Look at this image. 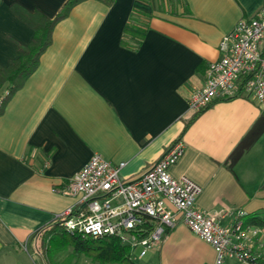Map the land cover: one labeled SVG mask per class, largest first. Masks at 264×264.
I'll list each match as a JSON object with an SVG mask.
<instances>
[{"label": "crops", "instance_id": "crops-1", "mask_svg": "<svg viewBox=\"0 0 264 264\" xmlns=\"http://www.w3.org/2000/svg\"><path fill=\"white\" fill-rule=\"evenodd\" d=\"M63 2L0 0L1 66L33 36L14 8L52 18ZM263 3L85 0L73 6L0 114V264H44L36 232L75 204L66 185L94 153L124 162L120 176L134 179L180 140L184 151L170 173L201 186L199 209L264 217V105L239 95L199 113L188 106L207 64L221 56L222 35L239 19L255 17ZM128 25L145 26L137 47L122 43ZM258 228L249 246L264 260V227ZM147 254L145 264L216 259L213 247L182 223ZM222 264L243 263L226 258Z\"/></svg>", "mask_w": 264, "mask_h": 264}, {"label": "built area", "instance_id": "built-area-1", "mask_svg": "<svg viewBox=\"0 0 264 264\" xmlns=\"http://www.w3.org/2000/svg\"><path fill=\"white\" fill-rule=\"evenodd\" d=\"M218 48L221 56L207 64L203 85L188 98L189 109L198 112L216 100L239 95L264 105V3L255 17L239 19L222 35ZM183 151V143L174 141L134 179L120 176L124 162L113 164L94 153L66 185L77 200L59 215L61 224L71 233L115 236L131 255L137 250L142 258L182 223L213 247L214 264L226 258L260 264L249 246L259 228L244 223L245 212L202 211L196 205L201 186L186 175H171L170 167ZM225 217L230 221L224 223Z\"/></svg>", "mask_w": 264, "mask_h": 264}, {"label": "trees", "instance_id": "trees-1", "mask_svg": "<svg viewBox=\"0 0 264 264\" xmlns=\"http://www.w3.org/2000/svg\"><path fill=\"white\" fill-rule=\"evenodd\" d=\"M82 1L85 0H64L52 18L38 10L14 8L22 20L33 29V36L28 44L17 45L18 57L11 59L6 66L0 65V88L7 83L5 93L0 96V114L8 98L36 69L41 54L51 44L55 24L65 18L73 6ZM97 1L106 6H111L115 2V0ZM144 30L145 26L126 27L122 43L137 47L143 38ZM243 221L245 224L264 227V217L258 215H245ZM36 233L44 264H84L81 263L82 260L88 262L85 264H137L132 258L129 247L122 244L115 236L93 237L83 233L68 232L61 224L59 216L38 229ZM256 260L264 264L261 258L257 257Z\"/></svg>", "mask_w": 264, "mask_h": 264}, {"label": "rangeland", "instance_id": "rangeland-1", "mask_svg": "<svg viewBox=\"0 0 264 264\" xmlns=\"http://www.w3.org/2000/svg\"><path fill=\"white\" fill-rule=\"evenodd\" d=\"M137 255H138V251L136 250V251H133V254H132V258L134 259V261L137 263V264H145V261H146V259H148V257H149V254H147L146 256H144L143 258H138L137 257ZM88 263V262H86V261H81V263Z\"/></svg>", "mask_w": 264, "mask_h": 264}]
</instances>
